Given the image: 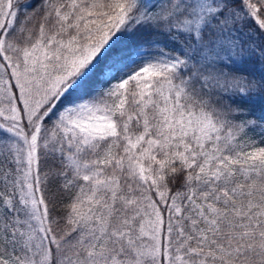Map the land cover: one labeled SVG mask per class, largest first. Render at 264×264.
Instances as JSON below:
<instances>
[{
  "label": "snow or ice",
  "instance_id": "snow-or-ice-1",
  "mask_svg": "<svg viewBox=\"0 0 264 264\" xmlns=\"http://www.w3.org/2000/svg\"><path fill=\"white\" fill-rule=\"evenodd\" d=\"M0 264H264V0H0Z\"/></svg>",
  "mask_w": 264,
  "mask_h": 264
}]
</instances>
